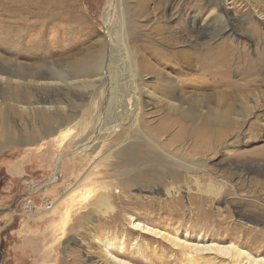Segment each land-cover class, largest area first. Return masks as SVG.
I'll return each mask as SVG.
<instances>
[{
  "label": "rangeland",
  "instance_id": "1",
  "mask_svg": "<svg viewBox=\"0 0 264 264\" xmlns=\"http://www.w3.org/2000/svg\"><path fill=\"white\" fill-rule=\"evenodd\" d=\"M148 1L0 0V264H264V0Z\"/></svg>",
  "mask_w": 264,
  "mask_h": 264
},
{
  "label": "bare ground",
  "instance_id": "2",
  "mask_svg": "<svg viewBox=\"0 0 264 264\" xmlns=\"http://www.w3.org/2000/svg\"><path fill=\"white\" fill-rule=\"evenodd\" d=\"M150 1L155 2L156 0H149L148 2H150ZM115 6H112V8H110V9L108 8L105 11L106 12L105 17L107 19H109V22H110V25H111L110 33H111V36H112L111 41H109L110 42L109 50H108L106 58H105L106 64H105V61L102 60L104 62V66L103 67L100 66L99 60H101L102 58L99 57V58H96V59H89V60L82 59V60H78V61L75 62L74 66L71 65L72 67H74L73 70H76V72H84V73H86V75H85L86 78L87 77H92V76L98 77L101 74V72L103 71L104 67H108V65L111 64V62H109V60H108L109 59V54L113 57L114 62H116V64L118 62L121 64L125 60L123 58V56L122 57H118V54H119V56H120V54H122L121 51H119L120 50L119 49L120 42L116 41V39H114V37H113V35L116 33V31L118 32V29L121 31L122 25L124 23L123 22V18H122L123 15H121V14H123V12L118 10V7H117L118 4H116ZM217 9L218 10L222 9L221 8V4H219V7H217ZM223 10H224V8H223ZM199 21H200L199 11L196 10L194 12V14L192 15V17H191V26L193 28L192 32L195 35L196 42L199 41L201 38H207V37L208 38H213V33L214 32H218L217 36L221 35L222 33H224V28L229 26V23H228V25H226V27H225V24H226L227 20H224V17L221 14H218V16H216V18L212 20L211 24L208 27H205V28H202L201 26H199ZM222 25H223V27L221 28ZM227 31H229V30H227ZM195 55H196V53H195ZM127 63H129V62H127ZM73 77H75V76H71L69 74L62 73V72H60L57 75H52V78L61 79L62 81L67 82V84H69V82H71V81H68V79L72 80ZM99 78H96V80H98ZM117 79H119V78H117ZM75 81H77V80H75ZM83 81H84V79H83ZM109 107H112V106L109 105ZM104 109H105V106H104ZM222 115H224V114H220V116H216L218 118V120H224L225 119V116H222ZM97 135H99V133ZM132 228L134 230L140 231V232H142L143 234H146V235H152V234L156 233V230H154V229H152V228H150L148 226L142 225L141 223H134ZM103 244L105 245V248H107V249L111 248L110 247V243L108 241L103 242ZM206 248H207V250H212V251H215V252H218V253H223L224 251H226V249H224L223 247H219V246L216 247L215 245L206 246Z\"/></svg>",
  "mask_w": 264,
  "mask_h": 264
},
{
  "label": "built area",
  "instance_id": "3",
  "mask_svg": "<svg viewBox=\"0 0 264 264\" xmlns=\"http://www.w3.org/2000/svg\"><path fill=\"white\" fill-rule=\"evenodd\" d=\"M34 205L32 204V202H28L26 205H25V210H29L33 207Z\"/></svg>",
  "mask_w": 264,
  "mask_h": 264
},
{
  "label": "crops",
  "instance_id": "4",
  "mask_svg": "<svg viewBox=\"0 0 264 264\" xmlns=\"http://www.w3.org/2000/svg\"><path fill=\"white\" fill-rule=\"evenodd\" d=\"M24 169H25V168H23L22 173L24 172ZM19 176L21 177V174H19ZM7 199H8V198H7Z\"/></svg>",
  "mask_w": 264,
  "mask_h": 264
}]
</instances>
